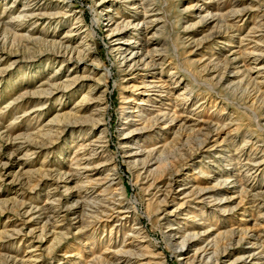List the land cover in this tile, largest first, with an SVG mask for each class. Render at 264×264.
Masks as SVG:
<instances>
[{
    "label": "rangeland",
    "instance_id": "1",
    "mask_svg": "<svg viewBox=\"0 0 264 264\" xmlns=\"http://www.w3.org/2000/svg\"><path fill=\"white\" fill-rule=\"evenodd\" d=\"M146 13L154 26L122 28ZM106 16L159 67L124 71ZM261 48L264 0H0V264H205L194 251L221 252L233 229L257 233L259 253ZM214 124L215 142L195 150L190 129ZM255 151L259 169L234 162ZM249 187L257 207L240 203ZM189 233L200 240L181 257ZM238 256L217 264L264 261Z\"/></svg>",
    "mask_w": 264,
    "mask_h": 264
},
{
    "label": "bare ground",
    "instance_id": "2",
    "mask_svg": "<svg viewBox=\"0 0 264 264\" xmlns=\"http://www.w3.org/2000/svg\"><path fill=\"white\" fill-rule=\"evenodd\" d=\"M121 1V0H120ZM128 1V0H126ZM211 1V0H210ZM103 2V1H102ZM143 2V1H142ZM237 2V1H236ZM138 3V2H137ZM136 3V4H137ZM214 3V2H213ZM229 4V3H228ZM227 4V5H228ZM232 4V3H231ZM252 4V3H250ZM139 5V4H138ZM225 5V4H224ZM237 5V4H236ZM257 5V3H256ZM134 6V4H133ZM253 6V5H252ZM251 6V7H252ZM144 7V6H143ZM236 8V7H235ZM36 9V11H38V8H34ZM232 9V8H231ZM252 9V8H251ZM35 12V10H33V13ZM40 12V11H38ZM151 12H154L153 9ZM30 13V16H28L29 18H34L36 17L35 14ZM27 14V13H26ZM153 15V14H152ZM152 15H148L147 13L138 20L135 19H131L129 21H127L125 24H122V28H127L129 26L132 25L133 28H136L138 26H144L145 28L149 27V26H154L156 24V20L151 19ZM48 16V15H47ZM110 16V15H109ZM107 17V23L105 25L106 27V31L109 32L107 36H110L111 39H113V43H114V49L111 50L112 52H114V59L117 61V64H119L124 71L127 72H132L133 70H136L138 67L142 66V67H148V66H152V67H159L155 62L153 61L154 57H157L155 54L153 55H143L140 54V52L142 51L143 48H146V46L142 45L141 47H138V44L135 42L133 43L134 46L130 47V42L126 41V40H122V38L119 36L118 33H116V35H113L115 32L118 31V27L116 26V28H110L112 23V19L110 17ZM233 16V15H232ZM18 18H20V16H17ZM24 17V16H23ZM204 17V16H203ZM221 17V16H220ZM226 18L228 17L225 16ZM132 18V17H131ZM16 19V18H15ZM42 19V18H40ZM49 19V18H48ZM239 19V18H238ZM96 19H92L93 24L95 23ZM127 20V19H126ZM205 20V19H204ZM215 20L218 21V24L215 25L217 26V28H219L220 30H222V26L224 25L223 22H219L220 18L215 16ZM206 22V21H205ZM259 22V21H258ZM261 22V21H260ZM203 23V22H202ZM204 24V23H203ZM21 25V24H20ZM116 25V24H115ZM232 26V24H231ZM231 26H226L224 25V30H229L232 29ZM104 27V28H105ZM226 33V32H225ZM263 33V32H262ZM16 37V36H14ZM258 37V36H257ZM260 37V36H259ZM246 38V37H245ZM253 38V37H252ZM249 39V38H248ZM18 40V38H17ZM210 40V39H209ZM254 40V38H253ZM67 41V40H66ZM240 42V41H239ZM248 42V41H246ZM251 42V41H250ZM259 42V40H258ZM68 43V42H67ZM68 45V44H66ZM63 43H59L58 46L53 47L55 51L59 52L58 49L60 47V49L64 50L62 51V56H68L67 59H71L73 58L74 54H77L78 56L81 54V50H74L72 48H70L69 46H66ZM132 45V44H131ZM148 45V44H147ZM202 45V44H201ZM244 45V44H243ZM112 47V46H111ZM134 47V51H130L131 48ZM156 47V46H155ZM257 47V46H256ZM259 47V46H258ZM253 49V47H252ZM258 49V48H255ZM264 48H261V50ZM5 50V48H4ZM85 50V49H84ZM90 50V49H89ZM87 48V52L89 51ZM151 50V49H150ZM251 50V49H250ZM249 50V51H250ZM254 50V49H253ZM259 50V49H258ZM2 51V50H1ZM116 51V52H115ZM246 51V50H245ZM256 51V50H255ZM55 52V53H57ZM129 52V54H128ZM149 52V51H147ZM259 52V51H258ZM262 52V51H260ZM4 54V53H3ZM235 55V54H234ZM243 55V54H242ZM250 55V54H249ZM84 56V55H83ZM241 56V53H240ZM245 56V55H244ZM1 57V56H0ZM242 57V56H241ZM251 56L245 57V62H249ZM113 59V60H114ZM229 61V60H228ZM252 62H254V60L252 59ZM237 63V61H236ZM242 64V63H241ZM215 65V64H214ZM218 65V64H216ZM256 65V64H255ZM225 66L230 67L229 63H227ZM222 67V66H221ZM226 67V68H227ZM249 67V66H248ZM236 69V68H235ZM239 69V68H238ZM248 71V70H247ZM254 71L256 72L255 68L250 69L248 72H246V75H244L243 77L246 78L249 76V74ZM138 73V72H137ZM227 73V72H226ZM229 73V72H228ZM130 76V75H129ZM252 77V76H251ZM133 78V77H132ZM252 79V78H251ZM249 81V80H248ZM247 83V82H246ZM249 83V82H248ZM253 83V82H252ZM242 84V83H241ZM125 85V84H124ZM245 85V84H244ZM243 85V86H244ZM247 85V84H246ZM137 86V84H136ZM134 87V86H133ZM256 88H257V84H256ZM255 88V89H256ZM129 89V88H128ZM156 89V88H155ZM245 89V88H244ZM259 90L262 88H258ZM137 92L139 91L140 93L142 92H147V89H145L144 87H136ZM242 92V91H241ZM247 92V91H245ZM264 92V91H263ZM249 93V92H248ZM168 94V93H167ZM254 94V93H253ZM264 94V93H263ZM255 97V96H254ZM256 97H258L260 105H264V96L262 95H257ZM255 97V98H256ZM85 98V97H84ZM248 99V98H247ZM252 100V99H251ZM258 102V101H256ZM260 107V106H259ZM130 111L128 112V114H137L136 110H133V108L129 109ZM167 118V116H165V114L163 113V115H161L160 117H156L153 119V121L151 120V126L153 127L154 124L156 122L159 121H163ZM186 118V117H185ZM254 121L257 124L258 127H260V125L257 122V116H254ZM178 123V122H177ZM183 123V122H182ZM198 123V121L196 122ZM195 123V124H196ZM214 127L209 126L208 131H206V133H201V131L199 130H194V129H190V131L188 133L191 134V136L193 135V137L191 138V136L189 138L192 139V146L194 147L195 150H198L200 148L206 147L208 146L211 142H215V139L218 136V133L224 128L225 124H214ZM147 126V125H146ZM150 126V127H151ZM149 127V128H150ZM262 128V127H261ZM264 130V128H262ZM139 131V130H138ZM20 144V143H19ZM258 155V154H257ZM234 159V162H241L242 160L245 161L244 165L247 166H253V167H247L249 169L252 168H258L261 164V161L263 159V157L261 159H257L256 158V151L252 152V153H248V154H239L238 156H236ZM4 162V161H3ZM86 162V161H84ZM87 166V165H86ZM254 169V170H255ZM259 169V168H258ZM257 171V170H256ZM168 181V180H167ZM171 181V180H170ZM169 183V182H168ZM227 183V179L224 180L222 183H220L219 186H215V187H223L224 185H226ZM166 184V183H165ZM169 188V187H168ZM212 188H208L207 190H210ZM252 191L250 190V187L248 189H241V191L239 192L240 195H242L241 201L240 203L243 204L244 202L249 203V204H253L256 202L255 198H257V196L250 194ZM169 196V195H168ZM250 198V199H249ZM168 200V199H167ZM166 200V201H167ZM9 206V205H8ZM254 206L257 207V204H255ZM19 207V206H18ZM17 207V208H18ZM91 207V206H89ZM12 208V207H11ZM61 208V207H60ZM14 210V209H13ZM91 210V209H90ZM18 213V212H17ZM36 214V213H35ZM33 214V215H35ZM64 214V213H63ZM67 214V213H66ZM55 215V214H54ZM18 216V215H16ZM72 216V215H71ZM56 217V216H55ZM60 218V217H59ZM25 219V218H23ZM28 219V218H27ZM33 219V218H32ZM33 222V221H32ZM15 224V223H14ZM20 226V225H19ZM54 227V225H53ZM14 228V227H13ZM17 228V227H16ZM19 228V227H18ZM27 228V227H26ZM21 229V228H20ZM22 230V229H21ZM23 231V230H22ZM26 231V230H25ZM33 231V230H32ZM208 231H205V233H207ZM22 233V232H21ZM25 233V232H24ZM42 233V232H41ZM34 234V233H33ZM43 234V233H42ZM188 234V233H187ZM15 236V235H14ZM175 236V235H174ZM20 237V236H19ZM204 237V236H203ZM227 237V244H225L224 246H222L221 248V252H215L213 249V246L210 244H204L202 247L196 249L194 251V255H193V260L195 259H199L198 263H205V264H217V262H220L221 260H225L226 258H229V255L232 254L233 252H236L237 255H239L236 258V261H239L243 258H252V260H255L256 263L257 261L260 262L261 259H264V247L262 245H260V249L261 251L259 253L255 252L252 253V251L255 250H251L253 248H257V233H252V231L250 229H233L231 231H229L226 235ZM175 238V237H174ZM28 239V238H26ZM206 238L202 239L205 240ZM200 240V235L197 233H189L188 236H185V239L183 240L182 244L179 245V252L181 253L180 256L183 257L185 255V252H187L189 249H192L190 246L195 244L196 242H198ZM32 242V241H31ZM261 242V241H260ZM259 243V240H258ZM261 243H264L261 242ZM260 243V244H261ZM35 244V243H34ZM235 245L239 246V247H235ZM31 248V247H30ZM190 252V251H189ZM189 255V254H188ZM187 255V256H188ZM245 256V257H244ZM257 257V258H255ZM186 258V257H185ZM201 261V262H200ZM252 261V262H255ZM35 262V261H34ZM224 261H221V263ZM235 262H231L229 261L228 264H234ZM261 264H264V261L260 262Z\"/></svg>",
    "mask_w": 264,
    "mask_h": 264
}]
</instances>
